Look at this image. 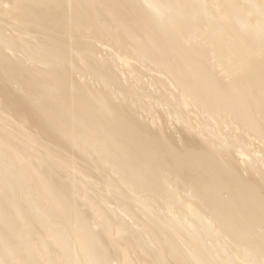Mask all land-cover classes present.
Listing matches in <instances>:
<instances>
[{"label":"bare ground","instance_id":"6f19581e","mask_svg":"<svg viewBox=\"0 0 264 264\" xmlns=\"http://www.w3.org/2000/svg\"><path fill=\"white\" fill-rule=\"evenodd\" d=\"M0 264H264V0H0Z\"/></svg>","mask_w":264,"mask_h":264}]
</instances>
